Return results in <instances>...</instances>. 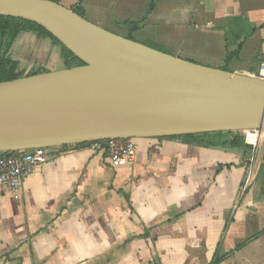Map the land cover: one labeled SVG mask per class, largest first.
Returning <instances> with one entry per match:
<instances>
[{
    "label": "crops",
    "instance_id": "1",
    "mask_svg": "<svg viewBox=\"0 0 264 264\" xmlns=\"http://www.w3.org/2000/svg\"><path fill=\"white\" fill-rule=\"evenodd\" d=\"M152 1L60 0L125 37L258 77L264 0H156L149 12ZM245 134L240 146L137 138L120 167L86 145L67 149L18 192L0 187V264H264V173L244 186Z\"/></svg>",
    "mask_w": 264,
    "mask_h": 264
},
{
    "label": "water",
    "instance_id": "2",
    "mask_svg": "<svg viewBox=\"0 0 264 264\" xmlns=\"http://www.w3.org/2000/svg\"><path fill=\"white\" fill-rule=\"evenodd\" d=\"M0 15L45 27L86 63L0 82V152L264 131V79L161 51L56 0H0Z\"/></svg>",
    "mask_w": 264,
    "mask_h": 264
},
{
    "label": "trees",
    "instance_id": "3",
    "mask_svg": "<svg viewBox=\"0 0 264 264\" xmlns=\"http://www.w3.org/2000/svg\"><path fill=\"white\" fill-rule=\"evenodd\" d=\"M60 2V0H56ZM156 0H153L149 6V12L152 11L155 7ZM75 11L84 16V10L81 7H73ZM24 32H32L38 37L43 39H50L54 44L58 45L61 50V57L64 62V68H73L76 66H83L86 63L75 55L70 49L63 45L50 31L45 27L37 24L36 22L26 20L23 18L0 15V82L13 80L16 78L34 75L37 73L45 72L47 70L39 68L38 70L25 71L19 69L20 62L18 59H15L12 56V51L14 43L18 36ZM128 38H132L128 36ZM248 141L256 144L257 146L263 145L264 133H259L256 130H250L245 132ZM164 138H185L194 141L195 143L201 146H240L244 144V131H219V132H206V133H196V134H187V135H177V136H168ZM88 143H77L63 145L65 149H69L73 146H84L89 145ZM252 146V145H251ZM0 152L3 154L11 153ZM264 164V156H263ZM244 244L239 245L237 248H240ZM223 257H216L213 264H218Z\"/></svg>",
    "mask_w": 264,
    "mask_h": 264
},
{
    "label": "built area",
    "instance_id": "4",
    "mask_svg": "<svg viewBox=\"0 0 264 264\" xmlns=\"http://www.w3.org/2000/svg\"><path fill=\"white\" fill-rule=\"evenodd\" d=\"M257 72L258 77L264 79V61L260 63ZM256 131L258 132V130ZM262 132L259 131V133ZM245 139L252 145L254 151H256L258 146L249 142L246 134ZM87 146L95 152L105 153L110 163L115 167L124 166L133 161L137 152V144L133 138H113L93 141ZM66 150L63 146H56L51 148L12 151L8 154L0 153V187H7L15 193L18 192L22 187L23 180L38 165L53 160L58 155L64 154ZM252 178L253 174L250 171L244 182L245 187L249 185Z\"/></svg>",
    "mask_w": 264,
    "mask_h": 264
},
{
    "label": "rangeland",
    "instance_id": "5",
    "mask_svg": "<svg viewBox=\"0 0 264 264\" xmlns=\"http://www.w3.org/2000/svg\"><path fill=\"white\" fill-rule=\"evenodd\" d=\"M35 35L36 34L32 32H24L18 36L15 41L16 43H14L12 56L15 59L19 60V69L28 72L32 69L38 70L39 68H43L47 71L48 69L53 70V68L54 70L64 68L65 66L62 57L55 56L46 42H42L41 40L36 38ZM132 36L136 40L148 42L147 40L141 38L138 34H132ZM262 143H264V140ZM261 147L262 145L260 147L258 146L256 151H253V156L248 161L249 165L247 166L248 169L246 176L250 171L252 172L254 178L258 177L260 173H264V164L262 159L263 152L261 151Z\"/></svg>",
    "mask_w": 264,
    "mask_h": 264
}]
</instances>
